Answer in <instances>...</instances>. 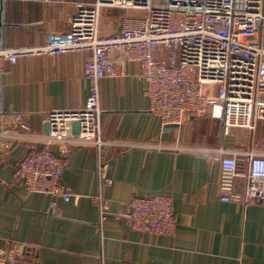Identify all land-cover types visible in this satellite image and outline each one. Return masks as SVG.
Masks as SVG:
<instances>
[{"label": "crops", "instance_id": "1", "mask_svg": "<svg viewBox=\"0 0 264 264\" xmlns=\"http://www.w3.org/2000/svg\"><path fill=\"white\" fill-rule=\"evenodd\" d=\"M71 1L94 0H6L0 24L4 44L38 45L47 27L66 28L70 8L58 3ZM120 13L117 8L102 9L103 33L119 27ZM90 56L89 50L78 49L4 61L0 109L21 114L19 122L9 119L10 131L41 135L50 111L81 109L89 93L84 65ZM145 88L137 63L119 65L115 77L100 81L104 138L190 149L221 144L218 119L185 115L182 123L168 127L151 111ZM224 145L264 151V120L254 130L233 129ZM30 146L27 141L0 138V253L21 248L15 264H264V205L221 199L216 153L74 145L60 178L71 191L65 200L29 193L15 176L18 161ZM50 148L56 151L58 146ZM103 164L111 183L101 175ZM246 174L247 165L241 163L235 194L244 193ZM138 193L172 198L173 231L133 227L128 213ZM99 194L108 200L103 221Z\"/></svg>", "mask_w": 264, "mask_h": 264}, {"label": "built area", "instance_id": "2", "mask_svg": "<svg viewBox=\"0 0 264 264\" xmlns=\"http://www.w3.org/2000/svg\"><path fill=\"white\" fill-rule=\"evenodd\" d=\"M5 1L0 0V24ZM58 4L70 8L67 27H47L38 45L7 46L0 30V70L4 61L15 63L21 56L78 49L91 52L84 65L89 89L84 106L50 111L44 120L45 133L10 131L9 119L19 122L21 114L0 109V138L31 144L15 172L27 192L69 200L71 191L60 178L74 145L89 144L99 150L141 146L177 152L190 149L103 137L99 83L115 77L117 66L137 63L146 82L150 109L163 124H180L185 115L197 114L219 120L221 144L213 149L190 150L217 154L221 199L264 205V151L224 145L233 129L254 130L256 123L264 120V0H94ZM103 8L122 10L119 27L110 33H103L100 27ZM128 11L140 14L130 15ZM52 145L58 149H51ZM241 163L247 165L242 195L234 193ZM101 175L111 183L106 177V164L101 167ZM96 198L103 221L108 200L101 194ZM128 216L133 227L143 231L170 233L175 227L169 195L136 194L130 201ZM22 253L21 248L0 253V264H15Z\"/></svg>", "mask_w": 264, "mask_h": 264}, {"label": "water", "instance_id": "3", "mask_svg": "<svg viewBox=\"0 0 264 264\" xmlns=\"http://www.w3.org/2000/svg\"><path fill=\"white\" fill-rule=\"evenodd\" d=\"M168 127H176L177 124L176 123H170V124H167Z\"/></svg>", "mask_w": 264, "mask_h": 264}]
</instances>
